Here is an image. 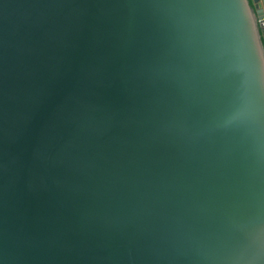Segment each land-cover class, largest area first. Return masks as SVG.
<instances>
[{"label":"water","instance_id":"95a60500","mask_svg":"<svg viewBox=\"0 0 264 264\" xmlns=\"http://www.w3.org/2000/svg\"><path fill=\"white\" fill-rule=\"evenodd\" d=\"M254 2L0 0V264H264Z\"/></svg>","mask_w":264,"mask_h":264},{"label":"crops","instance_id":"0c3cea01","mask_svg":"<svg viewBox=\"0 0 264 264\" xmlns=\"http://www.w3.org/2000/svg\"><path fill=\"white\" fill-rule=\"evenodd\" d=\"M250 2H251V4H252L253 6L256 5V3L254 2V0H250ZM259 5H260L262 8H264V0H259ZM263 42H264V36H263Z\"/></svg>","mask_w":264,"mask_h":264}]
</instances>
